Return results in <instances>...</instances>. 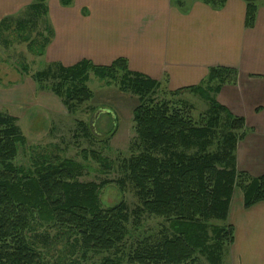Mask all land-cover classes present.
<instances>
[{
  "label": "trees",
  "instance_id": "obj_1",
  "mask_svg": "<svg viewBox=\"0 0 264 264\" xmlns=\"http://www.w3.org/2000/svg\"><path fill=\"white\" fill-rule=\"evenodd\" d=\"M47 1L32 0L18 14L0 19V43L25 42L29 52L43 55L52 38ZM205 1L218 7L225 0ZM243 1L244 26L250 28L259 0ZM71 2L59 0L62 6ZM175 6L182 8L183 1ZM90 73L137 95L133 127L138 152L122 160L123 174L116 182L120 192L130 182L139 205L129 211L121 200L103 207L100 190L111 181H80L85 165L72 158L51 161L43 155L28 168L17 166L18 146L27 140L16 117L0 111V264H80L90 253L102 252L106 255L92 264H195L198 255L208 264H229L225 256L234 227L227 218L234 187L241 190L245 208L264 202V174L253 177L235 166L244 120L215 99L221 86L235 82L237 70L212 66L200 83L171 91L185 90L208 103L197 118L166 100L155 101L153 93L165 86L129 70L123 57L108 65L87 59L69 66L53 62L32 76L56 79L52 92L72 110L91 98ZM90 152L110 168L106 158ZM82 155L87 158L86 150ZM143 213L165 222L160 236L126 252L130 218L137 222ZM61 240L64 249L54 257L52 249Z\"/></svg>",
  "mask_w": 264,
  "mask_h": 264
},
{
  "label": "crops",
  "instance_id": "obj_2",
  "mask_svg": "<svg viewBox=\"0 0 264 264\" xmlns=\"http://www.w3.org/2000/svg\"><path fill=\"white\" fill-rule=\"evenodd\" d=\"M72 0L48 7L52 38L42 56L72 65L87 59L108 65L123 57L127 67L174 91L196 85L212 66L237 70L233 84L221 86L216 101L244 120L236 143L235 166L257 177L264 174V0L255 22L244 26L243 0L213 7L205 0ZM32 0H0V19L16 15ZM187 3V5H185ZM234 240L229 264H264V202L245 208L234 191L228 211Z\"/></svg>",
  "mask_w": 264,
  "mask_h": 264
},
{
  "label": "rangeland",
  "instance_id": "obj_3",
  "mask_svg": "<svg viewBox=\"0 0 264 264\" xmlns=\"http://www.w3.org/2000/svg\"><path fill=\"white\" fill-rule=\"evenodd\" d=\"M56 1L48 0V7H60ZM176 1H172L173 5H176ZM47 17L50 25L49 16ZM50 63L53 62H47L44 57L29 52L25 42H13L8 46L0 43V111L16 117V124L27 140L24 145L18 146L14 163L28 168L34 159L43 155L51 161L63 157L72 158L85 165L78 178L80 181H111L100 190L99 199L103 207L124 200L129 211L134 209L139 202L131 183L126 181L120 192L116 181L123 174L120 169L122 160L138 152V140L133 127V109L139 103L137 95L120 89L117 83L108 84L106 80L90 73L87 86L91 91V98L70 110L64 105L62 98L51 90L56 79L50 77L36 81L32 76ZM152 98L155 101L166 100L174 108L189 111L194 118L204 114L208 108L205 100L185 90L172 94L170 90L158 87ZM84 150L87 153L85 159L82 155ZM90 151L106 158L110 162V168L105 169L97 163ZM237 189L241 192L234 187L233 193ZM164 224L161 218L146 213L141 214L137 222L131 216L128 223L130 234L123 249L127 252L144 240L153 241L158 238ZM53 233L54 229L51 230V234ZM62 242L63 240L55 243L52 249L54 257L62 253ZM105 255V252L90 253L86 260L79 263L92 264ZM195 264L208 263L203 256L198 255Z\"/></svg>",
  "mask_w": 264,
  "mask_h": 264
}]
</instances>
